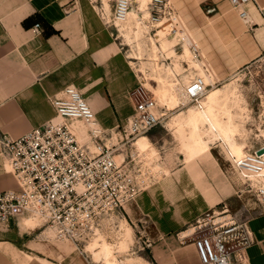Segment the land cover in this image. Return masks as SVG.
I'll list each match as a JSON object with an SVG mask.
<instances>
[{
  "label": "crops",
  "instance_id": "1",
  "mask_svg": "<svg viewBox=\"0 0 264 264\" xmlns=\"http://www.w3.org/2000/svg\"><path fill=\"white\" fill-rule=\"evenodd\" d=\"M176 1L186 16L187 4ZM245 9L258 30L255 42L262 53L264 21L253 3ZM37 22L42 27L38 34L32 29ZM245 41L239 35L236 45ZM207 62L218 79L211 61ZM138 71L92 0H0V133L19 137L56 117L51 97L69 85L80 90L101 126L116 130L134 110L135 92L141 85ZM134 145L128 150L136 154ZM211 153L209 149L187 158L185 177L165 176L126 206L129 226L130 221H142L153 241L144 264H202L191 238L183 236L197 218L233 195L226 193L216 163L207 156ZM194 157L202 158L198 169ZM17 187L0 156V191ZM28 216L21 214L8 226L0 224V264H91L76 247L61 250L41 240V226L29 224ZM250 225L255 242L247 249L248 262L264 264V213L251 219ZM135 252L116 251L123 264L136 261L122 258Z\"/></svg>",
  "mask_w": 264,
  "mask_h": 264
},
{
  "label": "built area",
  "instance_id": "2",
  "mask_svg": "<svg viewBox=\"0 0 264 264\" xmlns=\"http://www.w3.org/2000/svg\"><path fill=\"white\" fill-rule=\"evenodd\" d=\"M229 1L250 27L253 22L245 9L246 4L253 3L264 18V4L257 0ZM129 6L130 0H115L117 17L123 19ZM99 13L112 27L106 14ZM149 13L151 24H163L167 20H172L169 25L180 24L172 0H149ZM32 29L40 33L41 24L35 23ZM189 41L193 51L200 54L197 41ZM202 61V66L209 72L210 64ZM142 84L141 80L135 92L132 114L118 128L121 137L114 142H111L114 131L99 124L95 111L80 90L72 85L66 86L59 96L51 97L56 117L19 137L1 132L0 156L18 187L0 191V224L8 226L21 214L42 218L44 225L53 231L54 238L69 240L79 250L88 240L116 231L127 217L126 206L152 182L144 165L137 160L138 155L128 148L139 135L161 124L166 113L159 110L154 96L144 95ZM207 90L204 77L195 74L187 94L190 100L198 102ZM71 118L88 126L87 138L79 137L69 123ZM259 139L254 150L246 151L242 156L231 154V158L234 169L245 179L242 192L254 195L256 205L253 210L263 214L264 184L251 182L253 177L264 173V134ZM261 149L263 151L258 153ZM116 151L122 154L121 160H117ZM217 206L220 209H216ZM217 206L190 224V232L183 237L191 238L202 264H249L247 249L255 242L249 218L231 212L226 201ZM130 225L139 234L135 248L150 249L153 241L145 226L142 224L140 228L139 222Z\"/></svg>",
  "mask_w": 264,
  "mask_h": 264
},
{
  "label": "rangeland",
  "instance_id": "3",
  "mask_svg": "<svg viewBox=\"0 0 264 264\" xmlns=\"http://www.w3.org/2000/svg\"><path fill=\"white\" fill-rule=\"evenodd\" d=\"M92 1L99 11H103L106 14L105 16L110 21L118 41L123 44V51L127 55L130 64L137 70L140 65H143L146 72L142 70L143 75L139 71L138 73L141 75L144 95L154 96L158 102L159 110L166 112L161 124L146 133L150 138L151 145L149 144L144 149H139L136 143L134 145V148H137V160L144 165L146 175L152 179L150 186L157 183L160 179L163 180L165 176L177 177L178 174L183 177L186 176V160L188 157L183 150L182 139L175 132L176 128L172 121L178 113L188 111L190 107H193L198 102L190 100L187 96L188 101L186 103L180 102L178 106L170 108L168 104L160 101L154 89L158 85L159 77L171 78L172 81L176 82L177 78L180 81L178 86H183L195 74L205 73L204 68H200L183 56V41L179 42L177 33L184 28L188 38L191 40L195 39L200 43V54H196L198 62L202 65V60L207 61L209 59L218 77V79L214 78L208 83V90L205 96L211 88L231 82L229 88L234 121L238 125L237 137L243 139L246 149L257 146L260 143L259 136L264 134V50L259 53V46L255 42L257 41L256 32L258 30L255 27L253 28V26L250 27L249 23L239 17L237 8L229 0H220L217 3L213 1L183 0L188 8L186 16L181 12L178 2L173 0L178 20H180V24L176 25H169L172 20H167L163 24H151L149 22L148 5L146 8H138V14L136 12L137 15L130 20V25H126L124 22L120 23L114 19L115 0ZM105 1L109 4L107 5ZM216 4L221 7L219 10L214 8ZM229 15H231V19L228 18ZM262 19L264 21L263 17ZM262 19L260 18L259 22H262ZM206 23L208 26H204ZM197 25L199 27L203 26L202 29H195ZM261 26H264V24H261ZM239 35L240 37L245 36L247 41L236 45ZM189 46L192 48L190 41ZM260 47L262 46L260 45ZM138 51L142 52V58L134 57L136 55L135 52ZM172 69L174 73H172ZM71 122H73L71 126L74 129H76L77 125L81 133L86 136V127L88 129V126L82 121L74 122V120H71ZM113 131L111 142L121 137L120 132H118L119 129ZM262 141L264 142V140ZM210 145L209 149H211L212 153L207 156L213 158V162L216 163L215 169L220 173L224 184L223 187L226 186V193L231 192L233 194L229 199L224 200L228 203L230 211L239 212L242 216L249 218V220L261 215L262 213L253 210V206L256 205L254 195L247 191L242 192L245 189V179L234 169V161L231 158L228 146L220 138L210 142ZM116 153L117 160H121L122 154H119V151H116ZM206 157L203 156V158ZM201 159V157L192 159L196 163L194 168H200ZM205 161L207 162L208 160L206 159ZM209 164L210 162L208 161L207 166ZM251 182L254 185L258 183L252 179ZM216 209H220L219 206ZM28 217L30 218L29 224L41 226L43 234L40 239L50 244V246H55L61 250L75 248V244L69 240H57L54 238L53 231L44 225L42 218L30 215ZM138 222L141 228L142 221ZM138 235L135 227L131 228L124 218L119 228L109 233L108 236L100 234L85 242L81 246L83 256L86 260H90L91 264H102L103 261L105 262L104 253L98 251L100 248H95L101 245L102 241H105L112 244L113 254L110 257L117 264H123L124 262L119 259L120 257L116 253L117 250L119 252L136 251L133 254L122 256L123 259H125L124 257L136 258V261L125 259L127 260L125 264H144L142 259L143 257H148L146 252L148 249L137 250L135 248L139 240ZM98 237H100L101 242L97 241ZM91 248L95 250H91ZM94 259L98 262H94Z\"/></svg>",
  "mask_w": 264,
  "mask_h": 264
},
{
  "label": "bare ground",
  "instance_id": "4",
  "mask_svg": "<svg viewBox=\"0 0 264 264\" xmlns=\"http://www.w3.org/2000/svg\"><path fill=\"white\" fill-rule=\"evenodd\" d=\"M148 1L149 0H130V6L128 8L126 16L123 19L118 18L115 14L114 9V19L117 22H124V24L130 25V20L138 14V8H146L148 5L147 8L149 9ZM105 2L107 5L109 4L107 1ZM183 30L178 31L177 33L179 42L183 41V56L193 62L195 65H198L200 68H204L198 62L196 53L189 46L190 38L186 36V29L184 31ZM135 54L136 55H134V57L142 58L141 51L135 52ZM156 66L158 67L157 62ZM138 70L142 74V70L146 72L143 65H140V67H138ZM171 71L172 73H174L173 69ZM200 74L204 77L207 84L210 83L212 79L216 78V75L214 71L211 70V68L209 72L205 70L204 74L202 72H200ZM176 80L177 82L172 81L171 78L167 79L164 77H159L158 85L154 87L156 93L158 94V97L160 98V101L164 104H168L170 108L178 106L180 102L186 103L188 101L187 99L189 98L187 94V87L191 79L183 84V88L182 85L178 86L180 81L177 78ZM230 84L231 82H228L223 86L211 88L207 95H204L205 97L203 96L199 98L198 103H196L193 107H190L188 111L178 113L172 121L173 125L176 128L175 132L182 139L183 150L188 158L209 150L211 146L210 142H213L216 138H220L225 142L232 155L242 156L246 151L254 150L255 146L246 149V144H244L243 139L237 137L238 125L234 121V112L231 105V91L229 88ZM71 120L81 122V120L77 118H71L69 120L70 125H72L73 123L71 122ZM75 130L78 132V135L81 139H85L88 137L87 127V134L86 136L83 135L84 137L81 136L82 133L77 125ZM139 136L140 137L136 139L138 148L144 149L149 146L151 141L148 136L146 134H142ZM252 180L258 182L257 184H264V173L259 177H253ZM185 234H187V232H185ZM99 238L100 237L97 238V241H100ZM95 248H100V250L98 251H102L104 253L106 258L104 264H117L116 261L110 257V255L113 254L111 243L102 241L101 245H98ZM91 250L95 249L91 248Z\"/></svg>",
  "mask_w": 264,
  "mask_h": 264
},
{
  "label": "water",
  "instance_id": "5",
  "mask_svg": "<svg viewBox=\"0 0 264 264\" xmlns=\"http://www.w3.org/2000/svg\"><path fill=\"white\" fill-rule=\"evenodd\" d=\"M262 151H263V149L259 150V152H258V153H261Z\"/></svg>",
  "mask_w": 264,
  "mask_h": 264
}]
</instances>
